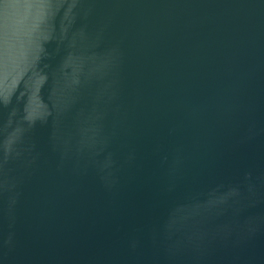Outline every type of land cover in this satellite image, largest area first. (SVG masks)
Wrapping results in <instances>:
<instances>
[{"label": "water", "instance_id": "obj_1", "mask_svg": "<svg viewBox=\"0 0 264 264\" xmlns=\"http://www.w3.org/2000/svg\"><path fill=\"white\" fill-rule=\"evenodd\" d=\"M0 264H264V0H0Z\"/></svg>", "mask_w": 264, "mask_h": 264}]
</instances>
